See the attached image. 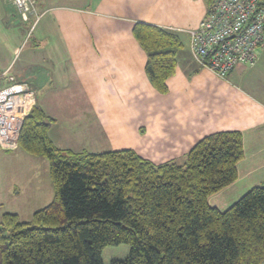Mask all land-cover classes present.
Here are the masks:
<instances>
[{"label": "crops", "instance_id": "0c3cea01", "mask_svg": "<svg viewBox=\"0 0 264 264\" xmlns=\"http://www.w3.org/2000/svg\"><path fill=\"white\" fill-rule=\"evenodd\" d=\"M212 1L35 0L34 12L24 21L8 0H0V86L14 81L34 92V105L54 119L48 135L60 149L61 138L97 143L102 136L126 132L131 121L142 151L160 154L163 159L155 163L160 164L183 161L209 134L238 131L244 158L237 180L223 190L241 181L246 192L263 186L264 49L253 66L238 64L221 80L195 63L188 46L182 47L162 95L149 83L146 56L131 35L134 24L144 22L183 29L176 31L188 42L186 30L207 15ZM53 194V186L46 188L39 205ZM3 203L0 189V220L5 213L20 217ZM39 209L32 208L31 215Z\"/></svg>", "mask_w": 264, "mask_h": 264}, {"label": "trees", "instance_id": "16d2710c", "mask_svg": "<svg viewBox=\"0 0 264 264\" xmlns=\"http://www.w3.org/2000/svg\"><path fill=\"white\" fill-rule=\"evenodd\" d=\"M131 35L149 83L166 94L179 33L137 22ZM53 122L34 105L22 123L18 149L47 161L54 194L30 222L2 215L0 264H102L101 251L119 244L129 254L110 264H264V186L224 211L208 204L238 178L240 132L205 136L182 164H155L131 149L57 148L48 135Z\"/></svg>", "mask_w": 264, "mask_h": 264}, {"label": "built area", "instance_id": "2783aa9c", "mask_svg": "<svg viewBox=\"0 0 264 264\" xmlns=\"http://www.w3.org/2000/svg\"><path fill=\"white\" fill-rule=\"evenodd\" d=\"M8 1L24 21L34 12L35 0ZM263 1L213 0L207 15L186 31L195 63L221 80L238 64L253 66L257 49L264 45ZM34 104L28 86L14 81L0 86V151L18 149L22 123Z\"/></svg>", "mask_w": 264, "mask_h": 264}, {"label": "rangeland", "instance_id": "374dc122", "mask_svg": "<svg viewBox=\"0 0 264 264\" xmlns=\"http://www.w3.org/2000/svg\"><path fill=\"white\" fill-rule=\"evenodd\" d=\"M178 30L183 31V29ZM179 35L182 39L184 49H187V36L182 33H179ZM263 49L264 45L257 49V56ZM247 67H249V65ZM127 126L128 129L126 132L123 131L120 135H115L113 137L102 136L96 139L97 143L90 142L89 140L91 139L61 138L60 142H58V144H60L58 147H61V149H71L73 151L86 150L90 152L132 149L142 157L151 160L153 163H159V159H163L160 154H154L153 150H150V148L149 151L146 150L145 153L142 151L143 145L139 141L138 132L133 130L135 124L129 121ZM185 157L186 156H184L183 161H176V163H184ZM259 173L264 176V171H260ZM240 180L241 178L238 181ZM242 183L243 181L238 182L235 185L236 188L230 190L226 189L220 191L217 195L214 194L215 196L212 195L208 198V204L215 207L214 205H216V202H223L224 205L220 206L222 210H219H226L246 193V187H240ZM50 187L52 189L48 163L44 158L29 155L20 149L12 152L0 151V189L3 190L4 194L3 204L6 210H15L16 208L18 212H20L19 218L21 221L30 222L32 219L30 210L34 207L42 208L45 204L47 205L50 202L47 201L48 203L39 205L40 203L37 200L38 197L40 198L45 194L46 188L50 189ZM243 191H245V193H243ZM129 250L130 247L127 244L107 246L101 251V262L102 264H110L112 260H123L129 254Z\"/></svg>", "mask_w": 264, "mask_h": 264}]
</instances>
